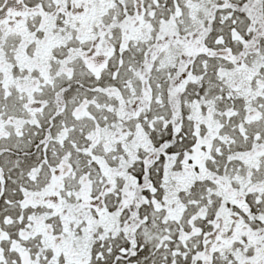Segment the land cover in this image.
<instances>
[{"label":"snow or ice","instance_id":"6c2138e0","mask_svg":"<svg viewBox=\"0 0 264 264\" xmlns=\"http://www.w3.org/2000/svg\"><path fill=\"white\" fill-rule=\"evenodd\" d=\"M0 264H264V0H0Z\"/></svg>","mask_w":264,"mask_h":264}]
</instances>
